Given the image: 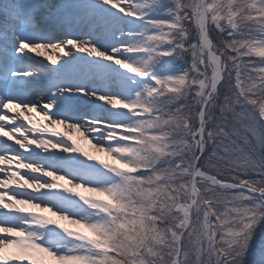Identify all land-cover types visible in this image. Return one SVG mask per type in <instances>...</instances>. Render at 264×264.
Wrapping results in <instances>:
<instances>
[{
    "label": "snow or ice",
    "instance_id": "snow-or-ice-1",
    "mask_svg": "<svg viewBox=\"0 0 264 264\" xmlns=\"http://www.w3.org/2000/svg\"><path fill=\"white\" fill-rule=\"evenodd\" d=\"M0 17V264H245L264 0H0Z\"/></svg>",
    "mask_w": 264,
    "mask_h": 264
},
{
    "label": "rangeland",
    "instance_id": "rangeland-1",
    "mask_svg": "<svg viewBox=\"0 0 264 264\" xmlns=\"http://www.w3.org/2000/svg\"><path fill=\"white\" fill-rule=\"evenodd\" d=\"M51 2L56 3L54 0H51ZM38 59L40 58H36L34 62L36 63ZM167 59H170V58H166V60ZM58 131H61V129ZM77 141L78 143H80L81 146L84 145V142L81 141L80 139H77ZM91 195H97V194L92 193ZM99 198H102V197H99ZM69 226L78 227L76 225H69ZM80 230L85 231V234L87 235H91V233L87 232V230H84V229H80ZM53 241L55 242V237L53 238ZM245 264H264V225H261V227L256 232V237L253 241L252 248L248 254Z\"/></svg>",
    "mask_w": 264,
    "mask_h": 264
},
{
    "label": "bare ground",
    "instance_id": "bare-ground-1",
    "mask_svg": "<svg viewBox=\"0 0 264 264\" xmlns=\"http://www.w3.org/2000/svg\"><path fill=\"white\" fill-rule=\"evenodd\" d=\"M46 55H50V53H45ZM30 55H34V54H30ZM37 58H40V57H37ZM63 132V128L60 127V126H57V130H60ZM73 137L77 140V139H80L81 141L84 142V145L82 146L86 151L90 152L91 154L93 155H96L99 159H108V157H106L103 153H96L94 149H92L91 145L86 141L84 140L78 133H73ZM63 183V181H62ZM66 187H70V185H67L65 184ZM73 192H81V194L83 195H91L92 193H89V192H85L83 189H78V188H73L72 189ZM59 223H63L65 224L66 226H69V224L67 223V221H59ZM70 227V226H69ZM54 238V237H53Z\"/></svg>",
    "mask_w": 264,
    "mask_h": 264
}]
</instances>
